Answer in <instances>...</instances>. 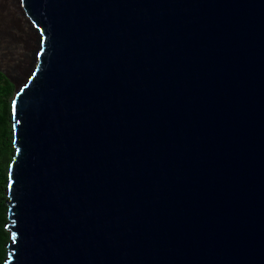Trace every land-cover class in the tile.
Wrapping results in <instances>:
<instances>
[{
  "label": "water",
  "instance_id": "95a60500",
  "mask_svg": "<svg viewBox=\"0 0 264 264\" xmlns=\"http://www.w3.org/2000/svg\"><path fill=\"white\" fill-rule=\"evenodd\" d=\"M12 2L2 264H264V0Z\"/></svg>",
  "mask_w": 264,
  "mask_h": 264
},
{
  "label": "trees",
  "instance_id": "16d2710c",
  "mask_svg": "<svg viewBox=\"0 0 264 264\" xmlns=\"http://www.w3.org/2000/svg\"><path fill=\"white\" fill-rule=\"evenodd\" d=\"M12 83L0 72V264L6 253L8 232L4 227L6 222V196L7 167L12 155L11 123H10V96Z\"/></svg>",
  "mask_w": 264,
  "mask_h": 264
},
{
  "label": "rangeland",
  "instance_id": "374dc122",
  "mask_svg": "<svg viewBox=\"0 0 264 264\" xmlns=\"http://www.w3.org/2000/svg\"><path fill=\"white\" fill-rule=\"evenodd\" d=\"M7 9H9L11 16L4 12ZM15 20H16V23L18 25L20 24L22 26L21 16L18 13L17 9L14 7L12 0H0V28H2V34H1L2 37L1 38H3V33L5 36V39L7 38L6 31H8V29L13 31V29L11 28V25ZM7 41L9 42L8 48L5 47L6 45L0 46V62L6 61L5 58L7 55H9L8 58L10 60V63L15 62L16 63L15 65H17L19 62V58L16 54V51H14L15 49H14L13 44L11 43L9 36L6 39V42ZM31 41H32V47H31V49H32L34 42L32 39H31ZM16 45H18V44H16ZM16 48H17V46H16ZM13 53H14L15 58L13 57ZM27 64H28V57L26 59V63L22 64V66H19V68H21V72H22L21 75H23V72L25 71Z\"/></svg>",
  "mask_w": 264,
  "mask_h": 264
},
{
  "label": "bare ground",
  "instance_id": "6f19581e",
  "mask_svg": "<svg viewBox=\"0 0 264 264\" xmlns=\"http://www.w3.org/2000/svg\"><path fill=\"white\" fill-rule=\"evenodd\" d=\"M8 11H9V9L5 10L4 12L11 16L10 11L9 12ZM19 25L17 24V35H18L17 44L18 45H16L17 46L16 54L19 58V62L17 64L18 67L22 66V64L26 63V59L28 57V52L31 50V47H32L31 38H29L28 35L26 34V31L21 28V27H23V25L22 26L21 25L19 26ZM1 34H2V28H0V46L6 45L5 47L8 48L9 42L8 41L6 42V39L8 38V36L5 39V36L3 34V38H1L2 37ZM8 57H9V55H7L5 59L7 62H10ZM19 70L21 72V68H19Z\"/></svg>",
  "mask_w": 264,
  "mask_h": 264
},
{
  "label": "clouds",
  "instance_id": "9594fccd",
  "mask_svg": "<svg viewBox=\"0 0 264 264\" xmlns=\"http://www.w3.org/2000/svg\"><path fill=\"white\" fill-rule=\"evenodd\" d=\"M10 107H11V103H10ZM9 111H10V109H9Z\"/></svg>",
  "mask_w": 264,
  "mask_h": 264
}]
</instances>
